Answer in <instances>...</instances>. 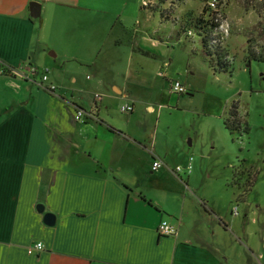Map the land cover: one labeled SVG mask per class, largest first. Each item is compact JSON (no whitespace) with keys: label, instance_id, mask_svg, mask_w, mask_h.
Listing matches in <instances>:
<instances>
[{"label":"crops","instance_id":"1","mask_svg":"<svg viewBox=\"0 0 264 264\" xmlns=\"http://www.w3.org/2000/svg\"><path fill=\"white\" fill-rule=\"evenodd\" d=\"M127 6L0 0V65L12 71L0 73V264H264V217L257 227L232 198L212 205L181 142L146 135L141 108L177 101L166 76L182 39L163 12L147 28ZM26 63L48 69L56 93L27 79ZM80 109L93 118L77 120ZM163 220L177 236L158 232Z\"/></svg>","mask_w":264,"mask_h":264},{"label":"rangeland","instance_id":"2","mask_svg":"<svg viewBox=\"0 0 264 264\" xmlns=\"http://www.w3.org/2000/svg\"><path fill=\"white\" fill-rule=\"evenodd\" d=\"M116 1L128 3V14L140 17L147 28L160 21L163 12L169 19L168 37L182 39L172 52L174 63L166 77L169 81H186L188 92L175 94L177 101L163 109L156 106L152 112L141 108L140 115L148 120L146 135L156 130L162 141L159 146L165 137L181 142L185 156L190 153L195 159L191 184L200 194L217 207L221 204L227 208L232 198L230 205L237 206L241 215L238 219L244 217L246 208L249 220L257 222L258 227L260 217H264V61L249 54L253 51L264 57V0H223L217 6L230 24L223 51L232 68L226 72L212 66L194 28L190 34L181 31V24L191 15H200L208 2ZM158 4L164 9L155 10L153 17L152 8ZM233 104L238 106V119L242 127L247 123L248 131L231 133L225 125V120L233 118ZM127 114H118V119H126ZM254 176L257 180L246 201L233 200L239 186L243 188ZM255 229L253 235L260 237L262 233L255 234Z\"/></svg>","mask_w":264,"mask_h":264},{"label":"built area","instance_id":"3","mask_svg":"<svg viewBox=\"0 0 264 264\" xmlns=\"http://www.w3.org/2000/svg\"><path fill=\"white\" fill-rule=\"evenodd\" d=\"M218 2V5H217ZM209 5L211 10L214 12L215 14V23H216V27L213 31L212 34V39L214 44H216L217 46H219L222 50V54H224L225 52L223 51V47L226 43V38L230 35V24L229 21L225 19V17L223 16V14L221 13V11L219 10V8L217 6H219V0H210L209 1ZM227 23L228 27L227 29L224 27V25ZM225 49V47H224ZM225 56V54H224ZM225 60L230 61L229 57L226 58L225 56ZM22 69H26L28 70V73L25 75V77L29 80L35 81V83H37L38 85H40L41 87L45 88L46 90L50 91V93H56L57 91V86L53 83L50 82V77L48 75V69H39L38 67H36L33 64H23ZM12 71L9 70L8 68H4L2 65H0V73L6 74V73H11ZM38 74L41 75L40 79H37ZM170 89L172 92L176 93V95H184L188 92L187 87L184 85V83L180 80H173L170 83ZM121 110L123 112H128V113H132L135 111V107L134 105H124L121 107ZM94 111H87L85 109H80L78 110V112H76V119L77 120H81V122H85V120H88L90 118H93L94 115ZM95 117V116H94ZM192 163H193V158H191V161L188 163L186 170L188 172L191 173L192 171ZM165 165L164 161L161 159H157L155 160V162H153V170H159L161 169L163 166ZM183 171L181 166H177L175 168V172L179 175V173H181ZM235 214L238 213V208H235ZM158 232L161 235L164 236H177L178 235V228L172 224V222L168 221V220H163L161 222V224L158 226ZM43 244L41 242L36 243L31 249L30 252H33L35 250H42L43 249Z\"/></svg>","mask_w":264,"mask_h":264},{"label":"trees","instance_id":"4","mask_svg":"<svg viewBox=\"0 0 264 264\" xmlns=\"http://www.w3.org/2000/svg\"><path fill=\"white\" fill-rule=\"evenodd\" d=\"M163 1H167V0H163ZM204 1L208 2V5L203 7L202 13L197 16L191 15L190 18L187 19V21H184V23L181 24V31L184 33L190 34L193 32L192 28H194L198 36L201 38L203 42V46L206 50V54L208 58L209 57L211 58L212 66L218 67L220 68V70H224V72H226L232 68L231 67L232 64L230 61L225 60V56L224 54H222L221 48L217 46L216 44H214L213 42L212 34L216 27V23H215L216 17H215L214 12L210 8V5H209L210 0H204ZM222 3H223V0H219V6ZM249 56H252L256 60L259 58L258 60L264 61L263 56L256 55L255 52L253 51L250 52ZM238 112H239L238 106L237 105L232 106L230 110V115L233 118L232 119L228 118V120H225V125L231 131V133L235 132L236 130L238 132L249 130V126L247 125V123H244V126L242 127L243 122L241 121V119H238L239 117ZM112 130H114V128H112ZM256 180H257V177L254 176L253 180L251 179L247 181L246 186H244L243 188L239 186L238 190L240 191H238L239 192L238 193L239 195L237 196L238 201L241 202L245 200L246 196L253 189V186L255 185Z\"/></svg>","mask_w":264,"mask_h":264},{"label":"water","instance_id":"5","mask_svg":"<svg viewBox=\"0 0 264 264\" xmlns=\"http://www.w3.org/2000/svg\"><path fill=\"white\" fill-rule=\"evenodd\" d=\"M38 209L41 212H44V205H39ZM44 217H45V223L47 225L52 226L55 224V222H56V215L55 214L46 212Z\"/></svg>","mask_w":264,"mask_h":264},{"label":"clouds","instance_id":"6","mask_svg":"<svg viewBox=\"0 0 264 264\" xmlns=\"http://www.w3.org/2000/svg\"><path fill=\"white\" fill-rule=\"evenodd\" d=\"M224 27L227 29V27H228L227 23L224 25Z\"/></svg>","mask_w":264,"mask_h":264}]
</instances>
